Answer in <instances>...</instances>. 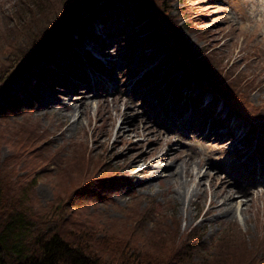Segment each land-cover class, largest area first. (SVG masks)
Returning <instances> with one entry per match:
<instances>
[{"label":"rangeland","instance_id":"1","mask_svg":"<svg viewBox=\"0 0 264 264\" xmlns=\"http://www.w3.org/2000/svg\"><path fill=\"white\" fill-rule=\"evenodd\" d=\"M68 10L81 17L64 24L59 16ZM51 24L68 26L75 44L44 60L25 57L31 35ZM0 65L6 72L20 65L0 84V104L12 98V122L26 126L0 130V161L12 154L34 162L19 173L34 179L35 208L87 176L105 177L95 197L62 204L63 214L79 215L97 236H129L147 248L168 250L173 237L191 231L193 250L180 254L186 264H264V0H0ZM207 72L217 74L216 86L203 79ZM86 78L97 81L92 92L79 86ZM75 89L89 94L85 116L62 120L56 110H39L46 98L74 99ZM76 116L81 125L67 129ZM195 122L222 134V146H205L190 130ZM166 148L172 157L179 150L182 169L198 175L179 178V193L162 173L137 174L150 177L137 187L131 174L148 158L127 169L128 154L151 149L152 157ZM205 171L204 195H192ZM216 173L250 190L233 216L204 215Z\"/></svg>","mask_w":264,"mask_h":264},{"label":"trees","instance_id":"2","mask_svg":"<svg viewBox=\"0 0 264 264\" xmlns=\"http://www.w3.org/2000/svg\"><path fill=\"white\" fill-rule=\"evenodd\" d=\"M76 11L68 10L61 14L60 21L67 19L64 24H69L75 16H80ZM49 19L48 22L54 24V18ZM53 24L49 27L45 25L36 37L31 35V50L25 57L32 54L44 60L49 52L73 44L68 26L62 24V27L51 28ZM11 64V61L3 62L4 66ZM3 65H0V84L20 66L6 72ZM28 65L21 72H25ZM208 74L211 80L208 77L203 79L216 86L220 82L217 74ZM13 106L12 98L0 104V130L4 133L10 132L11 128L25 130L21 120L12 122L10 111ZM19 156L11 154L0 161V264H186L180 254L193 250L191 241L195 237L191 231L184 233L179 242L177 237H173L175 243L168 250L156 245L147 248L129 236L113 238L105 231L102 236H97L94 227L86 223L83 225L79 215L70 217L67 211L63 214L62 204H70L74 208L95 197L98 193L96 189L102 186L101 181L105 177L87 176L66 194L55 195L47 206L35 208L31 202L34 179L31 173H19L21 167L34 170L31 165L34 162ZM141 209L138 207L136 214H144ZM253 259L251 252L250 260Z\"/></svg>","mask_w":264,"mask_h":264},{"label":"bare ground","instance_id":"3","mask_svg":"<svg viewBox=\"0 0 264 264\" xmlns=\"http://www.w3.org/2000/svg\"><path fill=\"white\" fill-rule=\"evenodd\" d=\"M83 73L84 71L82 72V74ZM83 80L84 79H82L79 86L80 85L84 87L86 86L87 88L90 89L89 92H92L93 87H95V83L97 81H95V79L91 80L90 78H86L85 82ZM75 86L76 84L73 87ZM81 90L83 89H80V90L75 89V91H73L72 93L73 94L77 93L76 97L74 99L70 97V101H66V102H61L60 100L56 98H46L41 103H39L38 108L41 111L56 110V115L60 116L62 120H65L66 117L70 118L73 115H76L78 113H80V115L85 116L90 108V102H89L90 97L88 96L89 95L88 93L87 94L83 92L80 93ZM35 94H38V93L35 92L34 95ZM101 108H104V107L102 106ZM169 112L170 111H167V114ZM182 119L183 117L181 118V120ZM81 122L82 121L79 118V116H76L72 119V121L67 123L66 128L70 129L72 126L78 127L79 125H81ZM189 127H190V130L193 129L192 132L199 133L200 135H202L203 143L205 146H211V145L216 146V147L222 146V145H219L220 143L219 138L222 136V134H216L214 131H211V129H209L210 126L205 127L199 122L198 123L195 122V123H190ZM212 138H215L216 140L213 141ZM116 143H118L117 140H116ZM113 147L117 148L116 146H113ZM136 148H139V147H136ZM151 152H152L151 149H147L143 152L144 153L143 155L135 154V151L130 152L128 154L129 156H132V158L126 165L127 169L134 168L139 161L145 160L146 158H148V160L146 161L143 167H140L134 170L131 174V176L134 178L133 180L135 181L137 187L143 186L145 183L148 185L149 184L148 180L150 179L149 177V178H144V180L140 181L137 174L139 173H149V174L162 173L163 175L162 179L166 180L170 184H174V186H170V190L176 191L179 193V190H178L179 186L178 185H177L178 187L175 186V182H177L179 178L183 179V182L185 183L190 177L193 176V174L198 175V171H192L189 166L188 168L182 169L183 168L182 162L187 163V160L183 158V154H181L180 151L177 149H175L173 157L172 155L169 154L168 148H166L161 154L155 155L152 157H150ZM167 158H170L169 162H165ZM212 167L216 168V166L214 165H212ZM206 177H208L207 171L203 172L200 176H197L196 182L193 188L191 189L192 195H196L199 192V190L202 196L204 195L206 189L202 184V180L204 181ZM212 177L216 179V182H214V184L211 186V198L209 202V207L204 212V215L206 213L216 211L215 216L216 215H220L223 217L233 216L235 213V209L237 208V205H235V203L237 204L240 202H244V200L248 198L250 190L248 189L241 190V188L238 186V183L233 184V185H228L227 184L228 178H224L220 174L216 173L212 175ZM181 194L185 195V191L181 190ZM187 199H188L187 205L192 203L191 201L193 200V198L191 196H189ZM195 201L197 203V206H201L202 201L200 199H195ZM242 210L243 208L241 207V211Z\"/></svg>","mask_w":264,"mask_h":264}]
</instances>
